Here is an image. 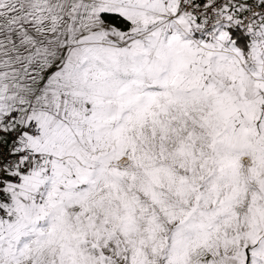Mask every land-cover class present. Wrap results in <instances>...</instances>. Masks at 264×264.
<instances>
[{"label": "snow or ice", "instance_id": "1", "mask_svg": "<svg viewBox=\"0 0 264 264\" xmlns=\"http://www.w3.org/2000/svg\"><path fill=\"white\" fill-rule=\"evenodd\" d=\"M0 264H264V0H0Z\"/></svg>", "mask_w": 264, "mask_h": 264}]
</instances>
